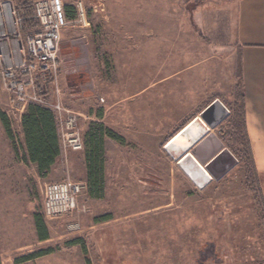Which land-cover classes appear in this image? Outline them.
<instances>
[{
	"label": "rangeland",
	"instance_id": "rangeland-1",
	"mask_svg": "<svg viewBox=\"0 0 264 264\" xmlns=\"http://www.w3.org/2000/svg\"><path fill=\"white\" fill-rule=\"evenodd\" d=\"M36 1L0 0L17 9L24 38L41 32ZM62 1L69 24L58 53L60 100L79 115L83 136L99 122L120 139H106L104 197L87 191L75 213L46 219L45 184L87 182V150L62 154L41 179L24 161L25 112L0 75V264H264V190L242 127L236 0ZM217 100L230 115L206 126L239 163L200 189L165 147ZM36 215L46 240L36 236ZM30 250L53 252L17 263Z\"/></svg>",
	"mask_w": 264,
	"mask_h": 264
},
{
	"label": "built area",
	"instance_id": "built-area-1",
	"mask_svg": "<svg viewBox=\"0 0 264 264\" xmlns=\"http://www.w3.org/2000/svg\"><path fill=\"white\" fill-rule=\"evenodd\" d=\"M79 21L87 24L82 1L74 4ZM102 11L100 6L97 7ZM33 19L41 32L23 37V19L12 4H0V75L2 86L13 103L26 111L30 104L49 109L56 118L62 154L85 149L79 115L67 110L60 100L58 86L61 35L68 26L62 0H38ZM88 191L87 182L70 178L45 184L43 212L50 221L60 220L79 209L80 197ZM79 230V225L69 227Z\"/></svg>",
	"mask_w": 264,
	"mask_h": 264
},
{
	"label": "trees",
	"instance_id": "trees-1",
	"mask_svg": "<svg viewBox=\"0 0 264 264\" xmlns=\"http://www.w3.org/2000/svg\"><path fill=\"white\" fill-rule=\"evenodd\" d=\"M240 69L242 74L241 56L239 54ZM241 100V120L245 134L248 155L253 167L255 176L256 172L251 144L247 134L245 120V101L243 93L239 96ZM100 119L103 114L99 115ZM6 131L11 135V128L5 115L1 116ZM22 130L25 139L24 161L27 164L37 166V174L41 179H46L53 166L61 156L60 138L57 130L56 118L52 111L42 106L30 104L22 116ZM111 138L119 140L114 132L107 129L102 123L93 122L84 136V144L86 153V164L88 170V192L93 199H102L105 195L106 179H105V146L106 139ZM35 224L40 240L48 238L46 224L40 215L35 216ZM81 241L72 242L70 245H80ZM52 250L41 251L30 256L23 257L17 263H24L43 257L52 253ZM88 264L90 262L88 261Z\"/></svg>",
	"mask_w": 264,
	"mask_h": 264
},
{
	"label": "crops",
	"instance_id": "crops-1",
	"mask_svg": "<svg viewBox=\"0 0 264 264\" xmlns=\"http://www.w3.org/2000/svg\"><path fill=\"white\" fill-rule=\"evenodd\" d=\"M236 51L241 56V81L245 101L247 134L256 172L264 190V0H236ZM197 120L199 118L192 120L179 131L167 146ZM167 146L165 150H167ZM32 165L37 171V166ZM37 235L38 233H36ZM33 253L31 252V255ZM34 260L25 263H31Z\"/></svg>",
	"mask_w": 264,
	"mask_h": 264
},
{
	"label": "water",
	"instance_id": "water-1",
	"mask_svg": "<svg viewBox=\"0 0 264 264\" xmlns=\"http://www.w3.org/2000/svg\"><path fill=\"white\" fill-rule=\"evenodd\" d=\"M229 115V110L217 100L202 112L200 119L214 130ZM181 161L193 162L196 168H199L198 164L201 165L215 180L223 178L239 163L214 133L208 134L190 153L182 157L179 163H182Z\"/></svg>",
	"mask_w": 264,
	"mask_h": 264
},
{
	"label": "bare ground",
	"instance_id": "bare-ground-1",
	"mask_svg": "<svg viewBox=\"0 0 264 264\" xmlns=\"http://www.w3.org/2000/svg\"><path fill=\"white\" fill-rule=\"evenodd\" d=\"M209 130L208 126L199 118L167 146V151L175 153L180 161L202 141L201 139L208 134ZM181 162L179 164L183 172L198 188L204 189L212 182L210 174L201 165L198 164L199 168H196L193 162Z\"/></svg>",
	"mask_w": 264,
	"mask_h": 264
}]
</instances>
